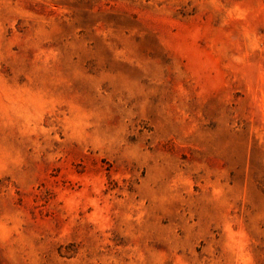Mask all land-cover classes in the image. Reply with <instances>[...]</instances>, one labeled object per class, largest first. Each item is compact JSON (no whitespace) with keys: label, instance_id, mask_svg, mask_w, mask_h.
Instances as JSON below:
<instances>
[{"label":"rangeland","instance_id":"rangeland-1","mask_svg":"<svg viewBox=\"0 0 264 264\" xmlns=\"http://www.w3.org/2000/svg\"><path fill=\"white\" fill-rule=\"evenodd\" d=\"M0 264H264V0H0Z\"/></svg>","mask_w":264,"mask_h":264}]
</instances>
